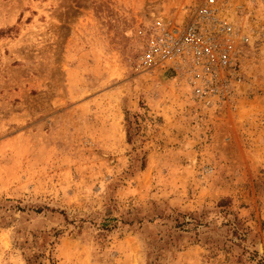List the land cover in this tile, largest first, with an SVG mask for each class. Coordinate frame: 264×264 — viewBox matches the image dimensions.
Masks as SVG:
<instances>
[{
    "label": "rangeland",
    "instance_id": "obj_1",
    "mask_svg": "<svg viewBox=\"0 0 264 264\" xmlns=\"http://www.w3.org/2000/svg\"><path fill=\"white\" fill-rule=\"evenodd\" d=\"M183 1L0 0V264H264V0L209 101L139 65Z\"/></svg>",
    "mask_w": 264,
    "mask_h": 264
},
{
    "label": "built area",
    "instance_id": "obj_2",
    "mask_svg": "<svg viewBox=\"0 0 264 264\" xmlns=\"http://www.w3.org/2000/svg\"><path fill=\"white\" fill-rule=\"evenodd\" d=\"M228 1L185 0L164 11L166 21L155 16L139 32L143 42L139 65L161 71L171 68L193 96L209 101L226 85L248 40L229 19Z\"/></svg>",
    "mask_w": 264,
    "mask_h": 264
},
{
    "label": "bare ground",
    "instance_id": "obj_3",
    "mask_svg": "<svg viewBox=\"0 0 264 264\" xmlns=\"http://www.w3.org/2000/svg\"><path fill=\"white\" fill-rule=\"evenodd\" d=\"M160 17V16H159ZM158 17V18H159ZM167 18V17H166ZM164 19V18H163ZM171 74H173V70L171 69V68H169V69H165L164 71H163V75L164 76H166V75H171ZM163 76V77H164Z\"/></svg>",
    "mask_w": 264,
    "mask_h": 264
}]
</instances>
